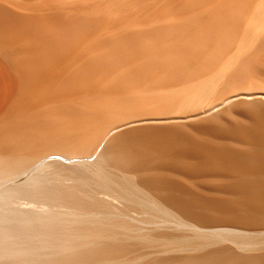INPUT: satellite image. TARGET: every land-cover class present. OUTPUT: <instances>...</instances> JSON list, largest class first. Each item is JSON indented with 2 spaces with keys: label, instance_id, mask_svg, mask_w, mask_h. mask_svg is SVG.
I'll use <instances>...</instances> for the list:
<instances>
[{
  "label": "bare ground",
  "instance_id": "6f19581e",
  "mask_svg": "<svg viewBox=\"0 0 264 264\" xmlns=\"http://www.w3.org/2000/svg\"><path fill=\"white\" fill-rule=\"evenodd\" d=\"M0 264H264V0H0Z\"/></svg>",
  "mask_w": 264,
  "mask_h": 264
}]
</instances>
